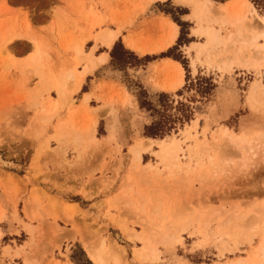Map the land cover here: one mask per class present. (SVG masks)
Masks as SVG:
<instances>
[{
	"label": "rangeland",
	"instance_id": "1",
	"mask_svg": "<svg viewBox=\"0 0 264 264\" xmlns=\"http://www.w3.org/2000/svg\"><path fill=\"white\" fill-rule=\"evenodd\" d=\"M197 1L0 0V153L17 165L0 164V201L17 205L25 184L53 191L55 175L100 200L97 211L83 215L94 226L81 227L74 215L60 224L99 236L104 250L113 246L108 264H264V224L249 223L264 209V39H254L263 26L251 14L230 24L233 6L222 5L228 0H212L202 11ZM249 2L264 15V0ZM108 30L137 55V66L112 63L116 42L107 47L100 39ZM167 58L183 67L176 89L163 87L179 76ZM188 75L213 77L208 98L190 101L194 90L177 94ZM141 87L151 98L166 92L190 102L194 116L152 138L138 160L132 147L148 138L144 126L151 122L135 96ZM174 145L182 169L164 154ZM51 215L58 237L66 229ZM163 231L179 240L160 241ZM2 236L0 230V264H38L16 247L24 235ZM151 243L157 262L144 261ZM54 247V258L65 253L73 264H92L78 242Z\"/></svg>",
	"mask_w": 264,
	"mask_h": 264
},
{
	"label": "crops",
	"instance_id": "2",
	"mask_svg": "<svg viewBox=\"0 0 264 264\" xmlns=\"http://www.w3.org/2000/svg\"><path fill=\"white\" fill-rule=\"evenodd\" d=\"M242 1L245 0H228L222 5H230V7L233 6L234 9H237L242 4ZM178 32L179 31L176 32V38L178 36ZM106 59L108 61V58ZM168 60L173 63V67H175L176 72L179 74L178 66L175 63H178L181 67L182 65L173 59ZM49 179L52 183L53 181L57 183L51 184L53 191H49L39 184H25L23 185L25 195L18 200L17 205L10 202L8 197L0 201V214L3 213L4 215V218L0 221V230L3 233L2 237H6L7 235H11V237L24 235L25 239H23L21 243H17L16 247L24 248L31 260L33 258H38V264H45L53 259L54 261H50L48 264H73L70 259H67L65 253H62L64 259L54 258V256H57L59 251V248L54 246L58 243L60 248L64 249L67 244L78 242L85 252L87 259H89L92 264H96L90 255L86 244L97 243L100 237L93 234L91 238L84 231L78 233L72 227L71 223L65 227L62 226L60 222H65L67 217L74 215L75 222H77L81 227L86 225L85 223H89L91 226H94L91 224V221L87 222L84 220L83 215H87V210H96L97 208L94 205L100 200L95 199L97 196L95 194L89 197L90 194L87 191L86 192L88 194L85 193V191L82 193L84 190L82 189L83 187L79 184L70 182L68 179L56 177L55 175L51 176ZM58 192H62L65 195ZM70 194L80 197L81 201L65 199L64 196H69ZM82 201H90V203L85 206ZM83 212L84 214L81 215L80 213ZM50 213L57 214L59 218L56 222L58 225L66 229V232L61 233L58 237H53L51 235L55 226L54 218ZM32 232L34 237L32 236ZM82 234H85L84 237ZM33 242L36 243V246H34L35 248H31V244ZM10 246L14 249L13 244H10ZM20 258L24 260V256L21 255Z\"/></svg>",
	"mask_w": 264,
	"mask_h": 264
},
{
	"label": "bare ground",
	"instance_id": "3",
	"mask_svg": "<svg viewBox=\"0 0 264 264\" xmlns=\"http://www.w3.org/2000/svg\"><path fill=\"white\" fill-rule=\"evenodd\" d=\"M198 1L196 4V8L198 11H202L204 9L207 10V9H209V6L212 5V0H202V1L198 0ZM223 6L226 10H228V8H231L230 5H223ZM249 14L254 16V18L256 20H258L257 21L258 24H261V26H263V29L261 31H258L255 33L254 39H258L260 37H262L264 39V15L259 14L258 11L256 10V8L247 0L242 1V4L237 9H234V7H233V10H231V13L229 14V16H227L225 18V20L228 21L232 25H239V24H242L244 22V19L246 17H248ZM174 26L177 27L176 24H174ZM176 27H175V30H177ZM172 36H173V38H176V33L174 32V34ZM117 37H118V32L113 31V30L104 31L100 35L101 41L107 47H112L113 44L116 42ZM216 40H217V38H216ZM129 44H130V47L133 46L132 43H129ZM104 59H105V57L102 58L103 61H104ZM175 64H177V66H178L179 76L174 81H170L169 83L166 84V86H163L165 88L176 89L180 85H182L184 82L183 69L178 63H175ZM88 70H91L89 66H87L85 68V72H88ZM72 76L73 75H70V77H72ZM79 87H80V84L78 83L76 88L79 89ZM59 94L61 97L59 99V100H61V103L63 100H64V102H66L67 100L65 98L67 97V95L65 94V91L60 89ZM67 99H68V97H67ZM88 99H89V96H86L85 102H87ZM58 104L60 105V101H59V103L57 102L56 104L53 105L55 110L57 109ZM95 125H96V120H93V127L91 128V132L94 130ZM230 140H231V143H233L234 145H237V143L234 139L231 138ZM161 142L163 143V140ZM152 144H153L152 138L142 139L139 143H137V145L132 147L133 152H134V156L138 160H140L142 157V153L149 150L152 147ZM42 147H44V146H42ZM47 147H48V145H47ZM180 151H181V149L178 147V145L169 146V147L164 148V154H165L166 158L169 159L170 164L172 166H174L175 168H178V169H182V166H183L182 165L183 163L181 160L182 157L179 154ZM0 164L3 167H7V166L8 167L9 166L10 167H16L17 166L15 162H13L10 159L5 158L1 153H0ZM9 178L14 180L15 177H14V175L10 174ZM1 218L2 217L0 216V219ZM117 222L119 223V221H117ZM249 223H250V225L254 226V228H256V227L262 228L263 225L260 227L259 224L260 223L264 224V209L260 212L258 217L257 216H254V218L252 217V219L250 220ZM95 230H97V229H95ZM99 230H101V229L99 228L97 231L99 232ZM94 233L97 234V232H94ZM160 235H161L160 241H168V240L171 241L172 239L176 238L175 233H169L168 231H163L162 234H160ZM157 240L159 241V239H157ZM177 240H179V239H177ZM113 245L116 246L115 242H113ZM103 246H104V241L102 239L101 240L98 239L97 243L86 244V247L88 248V251H89L90 255L92 256V258L94 259V261L96 262V264H108L109 256L114 255V250H113L114 247L113 246L111 248H109L108 250H104ZM259 253H260V255L264 256V245L261 249V252H259ZM138 257L141 259L140 252L138 254ZM159 259H160V256L158 254V250L155 248V244L151 243L148 247V250H146V252H145L144 261L157 262ZM28 264H31V263H28ZM237 264H243V263L240 260V262H238Z\"/></svg>",
	"mask_w": 264,
	"mask_h": 264
},
{
	"label": "trees",
	"instance_id": "4",
	"mask_svg": "<svg viewBox=\"0 0 264 264\" xmlns=\"http://www.w3.org/2000/svg\"><path fill=\"white\" fill-rule=\"evenodd\" d=\"M162 56L170 57L171 55L170 52H167L163 53ZM111 57L112 63L121 67L137 66L141 61L134 52L125 48L121 42H116ZM146 57L149 58V56ZM176 59L180 60L177 57ZM181 62L187 70L186 62L182 60ZM214 87L215 83L211 76L198 75L192 79L188 75L186 85L177 94L183 95L185 90H194V93L190 96V101L196 102L199 99L208 98ZM135 96L138 99L140 108L145 110L151 118V122L144 126L143 135L145 137L164 138L193 119L194 106L190 102L176 101L173 95L169 93L161 92L157 94L156 98H151L147 95L146 90L141 87L140 92Z\"/></svg>",
	"mask_w": 264,
	"mask_h": 264
}]
</instances>
